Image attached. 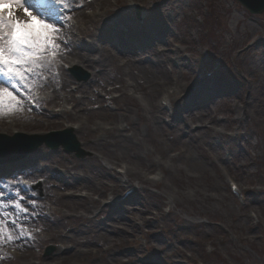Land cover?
<instances>
[{"label":"rangeland","instance_id":"374dc122","mask_svg":"<svg viewBox=\"0 0 264 264\" xmlns=\"http://www.w3.org/2000/svg\"><path fill=\"white\" fill-rule=\"evenodd\" d=\"M119 4H123V11L125 10L131 18L153 21V27L157 31L161 29L156 28V25L160 26L163 22L167 24L169 33L164 37L167 43L165 46L172 51L166 53H172V58L178 60L176 52L173 51L176 48L181 49L179 55L184 60L187 59L189 64V67H182L187 73L177 72L175 80L178 79L184 84L185 80L193 79L196 72L203 67L211 73L213 70H219V76H212L216 86L221 82L226 83L225 80L233 85L234 96L229 99L230 108L225 101L220 103L218 100L214 105L209 104L207 107L206 104L202 105L204 109L209 110L202 118L205 119L212 113L217 120H221L220 127L218 125L215 127L216 131L227 129L226 132L230 135L246 132L251 136V142L258 146V151L254 152L257 161L255 160L254 164L252 161L247 169L239 170L235 167L237 161H233V165L231 163L224 166L216 160L217 165L212 169L207 168L205 174L199 172L190 174L187 170L186 173L178 174L175 168L181 166L182 155L189 150L197 158L195 149L190 147L189 141L182 135L181 142L170 145L169 141L171 138L173 140V136L170 137L166 133L164 135L170 126L164 132L157 131L150 120L146 106L147 94L130 92L133 103L143 109L144 117L143 121L133 119L132 126L137 124L139 127V135L136 137L143 154L140 162L136 160L130 162V168L141 174L149 184L123 186L117 193L115 184L105 179L103 183H106L108 188L90 193L77 188L81 182L79 177L91 175L90 170L94 167L93 156H99L102 164L110 168L105 157L107 153L114 151V142L119 133L106 135L104 132L105 129L114 126L117 116L105 113L100 108L98 112L83 116L82 123L91 132L86 137L75 132L77 124L68 123L64 118L62 123H54L43 130L39 128L30 130L28 126L22 127L20 122L19 127L24 129L20 133L23 132L27 137L66 129L73 130L72 135L84 155L79 159L74 154L64 152L62 148L50 149L42 145L22 157L27 145L31 147L34 142L39 141L38 139L15 140L14 147L4 148L0 155V166L10 168L15 172L17 180L30 185L26 188L24 183H20L26 189V197H33L37 206L32 209L31 205L26 203L27 206L24 204V207L39 215L29 217L26 221L32 239L0 246V264H104L108 261L111 264L118 260L124 263L135 261L136 264H148L149 260L152 262L154 259L160 264H264V103L260 108H256L254 114L251 113L254 120L250 123L240 122L238 126L226 120L230 114L236 119L238 109H245L246 101L257 97V92L264 87L263 71L251 67L259 54L264 52V13L251 14L236 0H110L109 3L114 10L116 9L114 5ZM153 27L149 33L154 31ZM249 43H253L251 50L247 55H242L241 46L246 44L245 49H248ZM242 64L247 68L246 74L239 71ZM62 65L71 79V91L89 82L90 71L77 65L70 67L69 63L65 62ZM71 69L77 72V76L70 73ZM186 76L190 78L187 79ZM198 87L199 85L193 87L184 98H191L194 92H198ZM254 90H257L255 95L252 92ZM112 96L116 97L118 94L113 93ZM76 97H79V94H76ZM161 98L164 96L157 99V104L168 111L170 108L167 102L162 101L161 104ZM204 101L203 98L192 100L195 103L193 107H198L205 103ZM118 105L123 108L131 107L125 100H121ZM109 107L116 108L114 104ZM46 108H51L54 113L61 109L68 113H73L74 110L71 105L63 103L60 107H55L49 100L42 102L36 110L30 111L31 117L33 119L39 117L50 122L52 119L49 120L45 114L41 116L40 113ZM53 121L57 122L56 118ZM25 122L29 124L28 120ZM192 126L196 130L200 123L196 122ZM14 132L17 131L12 130L8 134L9 139H15L12 138ZM133 133L135 132L128 131L122 134L130 136ZM87 139L98 140L99 143L107 140L108 143L102 152L104 154L100 155V150L95 151L87 146ZM215 141L217 144L222 142L223 151L220 154L229 162L230 157L232 158L231 149L229 150L231 142L218 139ZM22 142L27 145H22ZM50 142L53 145L59 141L58 138H52ZM130 152H133V149H130ZM217 154V150L213 151L212 157L215 159ZM243 159L245 160V157H240L238 161ZM151 161L157 164L149 167L147 163ZM28 163L32 169L53 168L58 175L73 181L74 183L62 192L64 195L73 193L74 196H66L62 200H44L41 180H29L26 176L30 174L25 173L28 172ZM121 168L124 167H114L113 173L114 171L117 174L122 173ZM109 174L112 175V172ZM154 182L161 185L150 184ZM6 183L14 186L12 178L6 177L0 181V188L4 189ZM221 183H224V189L228 194H231L230 184L234 183L240 198H235V202L229 198L224 201L213 199L212 190ZM165 188L179 191L181 200H177L173 205H165L162 210L167 216L157 217L154 205L158 206L161 203L159 198L149 193L160 194ZM134 190L138 191L132 194ZM127 191H131V194L124 199ZM85 196L89 197L90 202H76ZM38 199L41 204L37 203ZM98 200L100 204L96 205L95 201ZM84 208H88L89 212L84 211ZM170 210L172 212L168 214ZM78 216L87 220L76 221L75 218ZM30 218L33 219L32 222H29ZM247 219L251 225H248ZM96 226H102L106 231L112 230L115 234L106 232V236L98 239L94 231ZM65 234L67 241L80 246L82 251L74 260L63 261L57 258L56 251L63 245L59 238ZM101 248H110L112 254L108 253L101 257L86 253L87 250Z\"/></svg>","mask_w":264,"mask_h":264},{"label":"bare ground","instance_id":"6f19581e","mask_svg":"<svg viewBox=\"0 0 264 264\" xmlns=\"http://www.w3.org/2000/svg\"><path fill=\"white\" fill-rule=\"evenodd\" d=\"M81 3L83 4V8H77L74 13H71L72 20L62 29L72 42V47L65 51L63 62L69 63L70 66H81L90 71L91 76L89 82L71 91V79L67 76L63 65H61L58 86L56 83L49 82L48 87H45L37 93L42 102L50 100L51 104L55 107H60L62 103L71 105L72 109H74L73 113H68L64 109L54 113L51 108H46L45 110H41L40 113L41 116L45 114V117L49 118V120L52 119L50 122H47L39 117L33 119L30 115V111L25 108L22 114L0 117V138L6 135L8 137V134H10L12 130H16L17 135H24L23 132L20 133L21 130H24L19 127L20 122L22 127L28 126L31 128L30 130H33V128L43 130L54 123H62V118L68 123L77 124L75 132L81 133L86 137L90 135L91 132L89 128L82 123L83 116L87 117L89 113L94 111L98 112L97 110L100 108V110L105 113L117 116V120L113 123L114 126L105 129L104 132L106 135L119 133L114 142V151H112V153H107L105 157L110 168L102 164L99 156H93L92 163H94V167L90 170L91 175H81L79 177L81 182H79L77 188H81L90 193L103 191V189L108 188V185L103 183L105 179L115 184L117 193L123 186L129 185L132 187L134 184H149L148 180L144 179L141 174L134 172V169L130 168V162H132V160L140 162L143 154V149L140 148L138 138L136 137L139 135V127L137 124L132 126L134 118L143 121V109L133 103V99L129 94L130 92L134 94L138 92L147 94L148 96L146 106L154 128L157 131L164 132V130L170 126L169 130L164 132V135L166 133L170 137L173 136V140L171 138L169 141L170 145L181 142L182 138L180 140V135H182L187 138L190 147L195 149L197 153V158L193 156L189 150L186 151L185 154L183 153V159L182 161L180 160L182 167L175 168L178 174L186 173L185 170L190 174H196L198 172L205 174L207 168L212 169V167L217 165L216 160L224 166L231 163L233 165V161H237L235 167L239 170L247 169L252 161L253 164L255 163L257 157L254 152L258 151V146L256 143L251 142V136L246 132L244 134L236 132L235 135H230L226 132L227 129L216 131L215 127L216 125L219 126L221 120H217V117L212 113L207 116V118H202V116L204 114L207 115L209 111L204 109L202 105L206 104V107L209 104L214 105L218 100L220 103L225 101L229 106V99L231 96H234L233 85L230 82L225 80L227 84L221 82L212 88L205 87L202 82L199 84L198 92H194L191 98H184V95L186 97L190 91L193 90L197 75L189 81L185 80L184 84L178 79H174L176 78L175 74L177 72L186 74L187 72H184L182 67H189V64L187 59L184 60V58L179 55L182 51L181 49L176 48L175 51H173L176 52L178 60L172 58V53H166L172 50L165 46L167 43L164 37L165 34L169 33H167L169 28L166 27L167 24L165 22L160 26L156 25V28L159 27L161 29L160 31L155 30L153 27L154 31L151 32L152 34L148 33L145 38L141 40L142 42H138L131 46L122 45L114 47L103 38L109 28V25H106L105 21L112 17L129 18L130 15L127 14L125 10L123 11V4L114 5L116 8L114 10L109 5L110 0H81ZM5 7L7 8L8 6L5 5ZM12 11L13 14L18 15V18L25 19V14L22 9L17 10L13 8ZM252 44L249 43L248 49H245L246 44H244V46L242 45V48L240 47L241 54L247 55L252 48ZM251 67L257 68L264 73V52L261 55L259 54L253 61ZM239 71L244 74L247 73L245 64H242V69ZM218 72L219 70H213L212 76H219ZM186 78L188 79L190 77L186 76ZM242 80L245 81L244 77H242ZM172 86L174 88H172ZM252 92L255 95L257 90ZM113 93L118 94V96L113 97ZM76 94H79V97H76ZM163 96L165 97L163 101H168V106L170 108L168 111L166 108L163 109L157 104V99ZM198 98L205 99V103H201L198 107H193L195 103L192 102V100H197ZM121 100H125L131 107L129 108L126 106L123 108L119 106L118 104ZM262 103H264V87L260 92H257V97H254L252 100L249 98L246 101L245 109H238V117L236 119H233L232 114H230L227 116L226 120L238 126H240V122L250 123L254 120V116H252L251 113L254 114L256 108H260ZM111 104H114L116 108L111 109L109 107ZM118 106L120 108H118ZM55 118L57 122L53 121ZM86 119L88 120V118ZM27 120L29 124H25ZM226 120H224V122H227ZM196 122H199L200 126L195 130L192 125H195ZM122 125L125 126L120 128ZM128 131H133L135 133L130 136L122 134ZM146 131H148L147 128ZM244 131L246 130L244 129ZM16 133L14 132V134ZM216 139L223 140L224 142L229 140L231 142L229 144L231 147L229 150L231 149L232 158L230 157L229 162L225 161L224 157L221 156L220 153L223 151V144L222 142L217 144L215 141ZM17 141H24V139L17 138ZM107 143V140L99 143L98 140L87 139L86 145L93 148L95 151L100 150L99 154L103 155L104 153L102 154V152ZM0 144H3L2 139H0ZM21 144L27 145L25 142ZM184 144H186V142ZM130 149H133V152H130ZM215 150L218 151V154L214 159L212 157V152ZM240 157H245V160L238 161ZM154 164L157 163L153 161L147 163L149 167L154 166ZM120 166L124 167L121 168L122 173L117 174L114 171V174L113 168ZM27 168L28 172L25 173H30L26 175L29 180H41L42 196L44 200H62L66 196H74L73 193L64 195L62 192L74 182L68 181L65 177L58 175L57 171L53 168H48V170L46 168L39 169L40 167H37L38 169H32V167H29V163ZM31 171H33V173ZM110 172H112V175L109 174ZM15 176V172L11 171L10 168L0 166V181L8 177L12 178L14 183V186L12 185L11 188H0V191H5L11 196L12 193L19 188L22 190V195L26 196L25 187L20 183H16V181L19 180L16 178L14 180ZM150 184L157 186L161 185L158 182ZM224 188V183L215 186L212 190V198L216 200L221 199V201L229 198L231 201L235 202L234 197L228 194ZM136 191L138 190H134L133 193H136ZM149 194L159 198V202L161 203V205L158 206L154 205L156 207L155 211L157 217L167 216L162 210L165 205H173L177 203V200H181L179 191L166 188L160 194ZM192 195L194 196L193 193ZM30 199L34 200L33 197H30ZM80 199L82 200L77 199L78 201L76 202H90L88 196L81 197ZM166 201L169 202L166 203ZM26 203L27 201L24 202L27 206ZM37 203L41 204V201L38 199ZM95 204L99 205L100 201H95ZM86 210H88V208H84V211ZM171 212L170 210L168 214ZM81 219H83L81 216L75 218L76 221ZM32 220L33 219L30 218L29 222H32ZM83 220L86 221L87 218ZM246 222L249 223L248 225H251L248 219ZM28 226L31 227L30 224ZM94 231L98 235V239L106 236V232L115 234L112 230L106 231L102 226H96ZM66 235L67 234L64 236L61 235L59 238L60 241L62 240L61 244L63 245L58 248L56 255L58 256L57 258H61L63 261L74 260L82 251L80 250V246L72 241H67ZM86 253L88 255H100L102 257L108 253L112 254V250L110 248H101L100 250H87ZM108 262L104 264H109ZM148 262V264H160L157 259H154L152 262L149 260ZM111 264L136 263L135 261L124 263L122 260H118V262Z\"/></svg>","mask_w":264,"mask_h":264},{"label":"snow or ice","instance_id":"6c2138e0","mask_svg":"<svg viewBox=\"0 0 264 264\" xmlns=\"http://www.w3.org/2000/svg\"><path fill=\"white\" fill-rule=\"evenodd\" d=\"M13 8L22 9L25 19L13 14ZM77 8H83L81 0H0V117L22 114L25 108L36 110L42 103L37 93L49 82L58 86L63 56L72 47L62 29ZM105 24L109 28L103 38L114 47L135 45L153 27V21L130 17H112ZM196 75L194 88L202 82L207 88L215 86L210 70L202 67ZM3 151L0 145V155ZM16 183L30 187L24 181ZM25 201L36 208L35 200L22 195L19 188L11 196L0 191V246L33 238L26 221L39 213L24 207Z\"/></svg>","mask_w":264,"mask_h":264},{"label":"water","instance_id":"95a60500","mask_svg":"<svg viewBox=\"0 0 264 264\" xmlns=\"http://www.w3.org/2000/svg\"><path fill=\"white\" fill-rule=\"evenodd\" d=\"M243 7H245L249 12L252 14H261L264 12V0H237ZM60 137L62 138L61 141H59L57 144H53L50 142V137ZM17 138L21 139H38L35 136L33 137H27L25 135H17L15 136V139H8L7 137H1L0 139L3 140V148L9 149L14 145V141L17 140ZM48 137L40 138L41 140L34 142L31 147H28L27 150L24 152L22 157L26 156L29 152L32 150L37 149L42 144H46L50 148L57 149L60 146L64 148V150L68 153H75L77 157H83V152L80 150L79 145L77 144L75 138L72 136L71 132H57V133H51V136H49V141H47Z\"/></svg>","mask_w":264,"mask_h":264}]
</instances>
